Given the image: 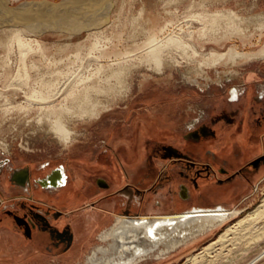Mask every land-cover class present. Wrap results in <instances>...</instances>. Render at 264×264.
<instances>
[{"label":"rangeland","instance_id":"1","mask_svg":"<svg viewBox=\"0 0 264 264\" xmlns=\"http://www.w3.org/2000/svg\"><path fill=\"white\" fill-rule=\"evenodd\" d=\"M37 1L78 2L9 0L11 7ZM113 3L110 22L97 37L83 31L69 38L65 30H47L40 37L42 47L27 59L29 65L33 62L40 70L29 68L32 79L45 72L51 79L61 72L63 85L70 78L63 93L47 106L28 105L32 81L28 86L6 90L21 70L20 51L14 44L12 48L10 36L0 30V168L29 165L35 158L44 165L50 163V168L61 164L66 167L80 153L86 156L98 149L112 151L114 156L122 151V145L124 150H140L144 161L160 159L159 151L182 146V135L191 130L203 128L202 137H208L212 128L219 132L224 126L229 128L239 109L245 107L248 82L256 80L255 84L264 85V0ZM212 16L217 17L216 21L210 20ZM173 36L184 46H166L159 61H154L148 50L151 39L166 42ZM220 55L224 58L218 60ZM57 80L52 78L54 83ZM7 97L12 106L8 110L3 107ZM57 116L69 132L67 138L55 131ZM194 142L190 139L185 144ZM113 160H120L117 154ZM161 160L158 164L164 171L170 160ZM244 196L246 199L224 206L240 211L226 224L162 258H149L140 264H248L258 255L261 259L254 264H264L262 220L259 226L263 228L230 254L227 251L231 246L225 251L222 246L207 250L228 225L245 218L264 202V178L252 183ZM161 199L166 200L167 195ZM102 231L93 234L84 258L66 264H88L87 258L97 248L107 247L111 241H102ZM199 254L203 256L193 259Z\"/></svg>","mask_w":264,"mask_h":264},{"label":"crops","instance_id":"2","mask_svg":"<svg viewBox=\"0 0 264 264\" xmlns=\"http://www.w3.org/2000/svg\"><path fill=\"white\" fill-rule=\"evenodd\" d=\"M255 83L248 82L245 107L229 128H212L208 137L203 128L191 130L182 146L159 151L160 159L144 161L140 150L120 145L115 161L112 151L97 149L66 167L35 158L0 168V264L78 263L93 234L103 230L101 237L120 218L225 208L246 199L251 184L264 178V85ZM190 139L196 142L185 144ZM161 158L170 160L164 171Z\"/></svg>","mask_w":264,"mask_h":264},{"label":"bare ground","instance_id":"3","mask_svg":"<svg viewBox=\"0 0 264 264\" xmlns=\"http://www.w3.org/2000/svg\"><path fill=\"white\" fill-rule=\"evenodd\" d=\"M52 3L54 2L37 1L23 3L18 7H11L9 0H0V7L5 8L0 13V30L5 35L10 36L9 42L12 43V48H14V44L20 51L19 63L21 64V70L11 80L12 82L5 87L6 90L11 89V87L22 88L23 85L28 86L32 81V85L30 84L29 86L31 93L28 103V105L32 106L36 103L42 104V106H47L46 104L51 101L53 103L63 93L64 88L68 86L65 82L70 80V78H63L67 81H64L62 85L60 78L63 75L61 72H58L59 74L56 72V76L52 75L51 79H47L46 72L42 77L32 79L29 68L36 69L37 67L33 62L29 65L27 59L31 56V53H37L42 47L39 44L42 34L47 30H65L69 33V38H71L80 32L87 31L89 35L97 37L96 35L107 27L104 25L110 22L108 20L110 10L114 7L113 0H96L95 2L93 0H78V2L63 3L56 7ZM50 12L53 13L51 14ZM216 19V16H212L210 20L216 21ZM167 39L166 42L163 41L164 43L156 38L151 39L148 50L150 57L154 61H159L166 46L167 48L168 46H175L176 48L184 46V42L174 38V36ZM236 56H239V54H236ZM218 57V60L224 58L223 55ZM38 71H36V74ZM52 78H54V81L59 79L54 83ZM4 103H6L3 106L5 109L8 110L12 107L8 97L5 98ZM59 118L57 116L54 121L56 125L54 127L56 128L55 131L59 136L67 138L69 132L63 127V123ZM167 150L169 151L170 149ZM239 213V210H227L223 207H218L216 209L196 210L171 216L121 218L111 230L104 233L101 237L102 241L109 242L110 240L111 243L107 247L100 246L97 248L87 258V261L88 264H140V262L149 258H162L194 239L217 229L219 226L221 227V225L226 224ZM261 220L264 221V202L245 218L238 219L234 224L228 225L218 240L207 246V250H215L217 246H222L221 248L225 251L227 247L231 246L232 248L227 251L230 254L234 249L248 243L249 236L257 229L263 228L259 226V224L263 225L260 223ZM197 256L202 257L203 255H196L193 259ZM258 256L248 264H254L258 261L261 257L260 255Z\"/></svg>","mask_w":264,"mask_h":264},{"label":"water","instance_id":"4","mask_svg":"<svg viewBox=\"0 0 264 264\" xmlns=\"http://www.w3.org/2000/svg\"><path fill=\"white\" fill-rule=\"evenodd\" d=\"M69 1H67V2H59V3H52L53 5H54V7H56V6H58V5H61V4H63V3H65V4H67ZM48 8H50V7H48ZM3 9H5V8H1L0 7V13L3 11ZM49 11V10H48ZM51 14L53 13V12H50Z\"/></svg>","mask_w":264,"mask_h":264}]
</instances>
